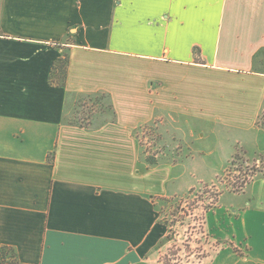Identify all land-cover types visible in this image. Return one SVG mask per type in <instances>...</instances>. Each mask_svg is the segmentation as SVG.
Listing matches in <instances>:
<instances>
[{"label": "crops", "instance_id": "0c3cea01", "mask_svg": "<svg viewBox=\"0 0 264 264\" xmlns=\"http://www.w3.org/2000/svg\"><path fill=\"white\" fill-rule=\"evenodd\" d=\"M237 1L248 0H0V255L163 264L160 202L213 182L236 155L264 158V7ZM66 51L64 86L53 73ZM98 58L138 63L152 80L112 91L113 118L79 125V96L103 91ZM148 121L157 147L171 137L173 151L157 153L170 162L141 161L136 130ZM222 127L245 134L229 156ZM225 192L204 223L218 246L196 264H264V175L227 191L245 196L238 204Z\"/></svg>", "mask_w": 264, "mask_h": 264}, {"label": "rangeland", "instance_id": "374dc122", "mask_svg": "<svg viewBox=\"0 0 264 264\" xmlns=\"http://www.w3.org/2000/svg\"><path fill=\"white\" fill-rule=\"evenodd\" d=\"M251 3L257 8L264 7V0H248L234 2L231 4V8L249 7L252 6ZM259 52L260 67L264 69V47ZM70 56L71 54L67 51L64 52L53 75V80L64 86L68 79ZM95 61L101 62L99 64L101 67L97 64L93 65L96 68L94 73L97 75V80L102 85L103 91L79 96L76 110L71 114L79 125H89L101 111H107L110 113V118H113L112 91L122 93V91L139 90L143 87L149 88V82L152 80L150 70H144V67L138 63L122 61L117 58H109L106 61H101L98 58ZM146 71H148L147 74ZM98 82L95 83L99 84ZM156 86H161V82ZM125 112L129 116L133 114L130 111ZM263 120L264 116L261 117V121ZM156 124L157 121H148L136 130L137 136L141 137L138 144L141 161L150 166L170 162L169 156L164 154L157 156V153L172 152L174 148L171 137L166 144L162 143L157 147L156 136H159L161 132L159 134L156 132ZM163 133L165 136V132ZM218 135L219 141H224L222 144L228 146V151L225 152H228L227 156L236 148L243 146V144H236L240 138L245 139V134L243 135L237 129L222 127ZM225 153L219 151L217 155L211 157V163L216 168H219L222 163L224 165L227 163L226 158L223 160ZM263 175L264 158L246 159L242 155H236L213 182H203L198 186L199 188L182 197L162 200L158 207V218L163 227L164 238L157 252L161 262L163 264H196L213 254L218 243L210 241L205 230L204 223L208 211L214 207L219 194L224 191H226L223 197L225 204H238L244 201L245 196H237L230 192H243L247 184ZM235 189L238 190L235 191Z\"/></svg>", "mask_w": 264, "mask_h": 264}, {"label": "trees", "instance_id": "16d2710c", "mask_svg": "<svg viewBox=\"0 0 264 264\" xmlns=\"http://www.w3.org/2000/svg\"><path fill=\"white\" fill-rule=\"evenodd\" d=\"M56 69V67H55ZM55 73V72H54ZM53 73V75H54ZM0 264H19L16 261L15 252L11 249L4 248L0 255Z\"/></svg>", "mask_w": 264, "mask_h": 264}, {"label": "built area", "instance_id": "2783aa9c", "mask_svg": "<svg viewBox=\"0 0 264 264\" xmlns=\"http://www.w3.org/2000/svg\"><path fill=\"white\" fill-rule=\"evenodd\" d=\"M238 189H235V191H237Z\"/></svg>", "mask_w": 264, "mask_h": 264}]
</instances>
